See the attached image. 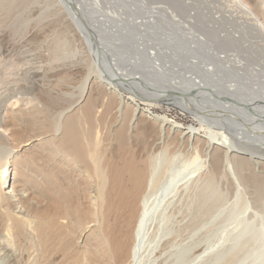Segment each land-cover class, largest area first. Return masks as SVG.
<instances>
[{"label":"bare ground","instance_id":"bare-ground-1","mask_svg":"<svg viewBox=\"0 0 264 264\" xmlns=\"http://www.w3.org/2000/svg\"><path fill=\"white\" fill-rule=\"evenodd\" d=\"M35 1L0 0V264H163L188 192L223 168L264 169V0H192L184 25L167 0H108L109 15L46 0L89 57L69 67L85 70L78 108L49 58L19 49L32 26L14 16ZM214 2L213 21L245 17L259 36L195 24Z\"/></svg>","mask_w":264,"mask_h":264},{"label":"rangeland","instance_id":"rangeland-1","mask_svg":"<svg viewBox=\"0 0 264 264\" xmlns=\"http://www.w3.org/2000/svg\"><path fill=\"white\" fill-rule=\"evenodd\" d=\"M45 1L36 0L32 2L31 11L21 10L14 16L17 17L19 15V17H22L23 15V19L24 17H26V20L30 19L29 22H31L32 26L27 38H25L28 40L23 38L19 42L22 45L18 43L19 49L21 48L20 51H25L33 58L40 59L42 57L41 59H46L48 57L53 64L52 87L55 93L59 94L61 91L60 94L65 99L66 108L70 104L71 108L73 106L78 108L81 104L84 105L87 98L77 101L82 84V75L80 74L85 70L83 67L76 70L70 68H73L72 63L86 61L89 57L84 52L83 43L74 34L67 20L60 14L55 15L53 9L58 7L54 4L49 5ZM92 1L96 3L94 0ZM107 1L101 0L103 3L101 5L104 6V13L108 14V7L105 3ZM160 1L165 2L166 0ZM167 1L174 3L172 5L173 9L170 11L174 13L173 17L176 16L180 19V23L184 25L188 24L187 22H193L192 19L187 18V12L192 8V0ZM105 5L107 8H105ZM216 5L217 2L204 3L201 8L206 14L199 11V19L197 20L201 21V23L196 21L195 24L211 26V32L214 35L219 33L225 39L231 38L233 36L232 32L237 29L243 30L242 37L249 34L252 36L256 35L255 38L257 35L259 36L257 33H248L250 30L246 26L240 27L241 22L246 21L245 17H229V13H223L224 16L219 21H213L214 12L217 10ZM47 15L48 17H46ZM41 21L44 24H41ZM126 21L124 19L118 25L110 24L107 30L111 31V33L106 36L110 40L119 39L121 30L126 32V26H124ZM15 23L17 22H14V25H23V22ZM38 25H42V28ZM190 34H194V32ZM0 35L3 34L0 33ZM29 48L31 51H26ZM80 54L85 56L83 55L82 57ZM64 62L66 67H61V69L57 67ZM180 118L185 123V126H188L191 122L190 119H192L184 117V115H181ZM184 161V158L177 161L171 173L174 172L173 170L176 172V169L178 170ZM259 168L262 167H257L256 169L255 175L257 178H251L248 174L249 170L243 171V174L246 175L244 176L241 173H235L232 170L223 168L208 183H205V180L200 181L195 191L188 192L185 196L182 211L177 213V219L180 221L185 215V221H182V226H176L178 222H174L176 224L175 227L179 229L175 228L176 232L174 230L170 234V238L168 237L171 242L163 256V264H264V171L261 172L263 168ZM249 172L251 173V171ZM260 181H263L261 185L259 184ZM4 187L8 191L11 185L7 184ZM134 219L136 218L134 217ZM188 220L191 223L187 222ZM157 221H160V219ZM187 226L191 229H188ZM182 228H185V230ZM180 229L182 230L180 231Z\"/></svg>","mask_w":264,"mask_h":264}]
</instances>
